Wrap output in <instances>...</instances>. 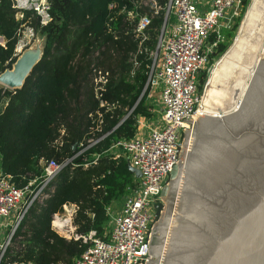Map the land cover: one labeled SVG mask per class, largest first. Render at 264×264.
Segmentation results:
<instances>
[{
  "label": "trees",
  "instance_id": "1",
  "mask_svg": "<svg viewBox=\"0 0 264 264\" xmlns=\"http://www.w3.org/2000/svg\"><path fill=\"white\" fill-rule=\"evenodd\" d=\"M48 2L50 19L43 24L34 10L24 9L16 17L13 0H0V72L18 56L14 49L22 26H31L43 38L41 57L23 85L0 88V101L6 98L0 109V170L16 186L34 179L35 187L49 160H71L44 187L47 195L31 202L0 264H70L86 243L51 227L52 214L64 203L78 205L72 218L77 233L95 229L102 235L109 230L107 207L113 202L120 206L135 179L127 159L109 147L132 136L137 115H150L144 90L150 63L146 53H138L139 66L129 76L137 40L121 8H130V1ZM110 2L115 5L109 7ZM162 20V11L152 18L147 45H153ZM228 45L227 40L219 42L215 54ZM94 68L107 72L103 89H95ZM90 137L97 140L90 143Z\"/></svg>",
  "mask_w": 264,
  "mask_h": 264
},
{
  "label": "built area",
  "instance_id": "2",
  "mask_svg": "<svg viewBox=\"0 0 264 264\" xmlns=\"http://www.w3.org/2000/svg\"><path fill=\"white\" fill-rule=\"evenodd\" d=\"M129 1L130 8L124 4L121 10L126 12L130 30L137 40L136 49L130 53L133 60L130 71L134 72L140 63L138 53H146L150 63L144 90L152 95L160 84L158 99L146 102V107L152 112L154 106L160 107V121L155 115H139L132 136L118 138L109 147L111 153L122 154L130 165L140 170L139 179H134L119 208L112 211L107 207L109 230L102 235L95 229L77 233L72 223L78 208L75 203H64L62 210L52 214L54 231L65 238L73 237L86 243L70 264H145L146 254H151L153 225L162 211L160 190L169 180V177L164 178L180 162L184 129H190L192 125L186 118L194 119L201 106L203 88L217 61L215 52L219 42L225 39L226 29L246 12L252 0H165L162 4L156 0ZM114 5L113 2L108 4L109 7ZM13 7L16 17H21L24 9H32L39 15L41 23L50 19L48 0H13ZM161 11L162 23L153 45L149 46L146 41L151 37V20ZM171 17L174 21L169 30L167 22ZM27 27L35 33L31 26ZM209 59L213 62L207 69ZM93 81L96 90L103 89L107 72L94 68ZM96 140L93 137L87 139L90 143ZM70 160H49L35 187H32L34 179L22 187L16 186L10 175L0 170V225L3 227L0 257L31 202L47 195L44 187ZM12 214V218L6 219ZM55 218H67V224L63 226L66 232L53 223ZM8 229L10 231L4 237Z\"/></svg>",
  "mask_w": 264,
  "mask_h": 264
},
{
  "label": "water",
  "instance_id": "3",
  "mask_svg": "<svg viewBox=\"0 0 264 264\" xmlns=\"http://www.w3.org/2000/svg\"><path fill=\"white\" fill-rule=\"evenodd\" d=\"M252 16L238 44L239 26L219 58L229 60L234 47L239 52L220 80L218 103H204L208 78L200 102L205 113L186 118L192 125L184 129L180 162L160 190L164 211L153 225L145 264H264V25H251ZM41 54L38 44L23 50L0 72V82L21 87ZM246 55L244 66L236 65Z\"/></svg>",
  "mask_w": 264,
  "mask_h": 264
},
{
  "label": "bare ground",
  "instance_id": "4",
  "mask_svg": "<svg viewBox=\"0 0 264 264\" xmlns=\"http://www.w3.org/2000/svg\"><path fill=\"white\" fill-rule=\"evenodd\" d=\"M257 6L261 8V10H259V8H258L259 12L257 10ZM250 16H252V18L250 20V24L251 25H253L254 23H257V26L258 25H262V26L264 25V0H253V4H252L251 8L250 7L247 8V10H246V12H245V14H244V16L242 18L238 34H237V36L235 38L236 42L234 41L235 42L234 46L236 45V43L238 44V42H239L237 37H238V35H240V31L242 30V28H244V25H245L244 21H246ZM262 49H261V51H258V53H257V58L255 60L256 62L258 61V59H259V57L261 55ZM238 54H239V52H237V49L234 47V49L229 50L228 53H227L226 57H228L229 60H226L224 58L222 60V62H221V61H219V58L221 57L220 56L217 59V61L214 63V65H213V67H212V69L210 71V74H209V84L210 85L206 88L205 94H204V97H203L204 103L207 106L209 105V103H212L213 101L218 103V101L215 100V97H219L218 94H223V91L220 89V86L222 85L220 80H222L224 78V76H227L228 74L231 73V70L233 69V66L230 64V61H233L234 58L237 57ZM249 58H251V57H247V55H246L241 60H239L238 64H236V65H243L244 66L243 61H246ZM239 78H241V77H239ZM237 79H238V77L236 78V80ZM246 85H247V82L244 83V87H246ZM202 107H204V105L200 106V108L197 111V114L198 113H202V114L205 113V111H203ZM197 114L194 116V119L196 118ZM53 223L55 225L60 226V230H62L63 232H66L64 230L63 226L65 224H67V218L66 219L55 218ZM67 230H68V228H67Z\"/></svg>",
  "mask_w": 264,
  "mask_h": 264
},
{
  "label": "rangeland",
  "instance_id": "5",
  "mask_svg": "<svg viewBox=\"0 0 264 264\" xmlns=\"http://www.w3.org/2000/svg\"><path fill=\"white\" fill-rule=\"evenodd\" d=\"M245 13V12H244ZM244 13H242V16L240 17H237L236 19H235V21H233V23H231V28H233V30H232V32H231V35H226L225 34V39H224V41L225 40H227V41H229V45H230V43L233 41V39H234V36H235V34H236V32H237V29H238V26H239V28H240V25L239 24H241L240 22L242 21V18H243V15H244ZM173 21H174V19H173V17H171L169 20H168V22H167V26H168V28H169V30H170V27L172 26V23H173ZM236 24V26H234ZM229 29V28H228ZM239 31V30H238ZM237 36V35H236ZM4 41L3 40H1V43H3ZM42 43H43V38L40 36V35H38L37 33H33V31L32 30H30L28 27H27V24L26 25H24V26H22V28L20 29V31H19V41H18V43H17V46H18V44H20V46H15V52H16V54L17 55H19L23 50H25V49H27V48H35V46L38 44L40 47H42ZM228 45V46H229ZM219 56L220 55H217V54H215V56H214V59H218L219 58ZM130 61H131V69H132V66H133V60H132V57L130 58ZM212 62H213V60H210L209 59V61L206 63V67H207V69L211 66V64H212ZM138 66L139 65H136L135 66V70L138 68ZM135 70H134V72H135ZM134 72H131V71H129V76L130 77H133L134 76ZM94 82V81H93ZM95 85V84H94ZM6 86H4V84H2L1 82H0V88L1 89H3V88H5ZM6 88H8V87H6ZM160 90V84L157 86V88H156V90H155V92L153 91V94L152 95H149V93H148V91H147V93H146V98H145V103L147 102V103H149L150 101H153V99L154 100H157L158 99V97H157V93H158V91ZM5 99L6 98H3L1 101H0V106H1V104H3L4 103V101H5ZM154 111L152 112V110H150L151 112H150V115L151 116H156L157 118H159V121H160V115H161V111H160V107H156V106H154ZM154 113V114H153ZM140 115H142V114H140ZM150 115H145V116H150ZM140 116L139 115H137V117H136V120L139 118ZM137 122V121H136ZM138 123V122H137ZM135 177V179L136 180H138L139 179V177H136V176H134ZM169 177V174L168 175H166L165 176V178L164 179H167ZM164 206H165V202H163V204H162V211L164 210ZM112 209V211H115L117 208H119V202H113V204H112V207H111ZM162 213V212H161ZM161 213H160V215H161ZM13 217V214L10 216H7L6 217V219H10V218H12ZM5 219V220H6ZM1 222H3V220L1 221ZM111 224V223H110ZM2 226L0 225V235H3V234H1V230H2ZM69 232H67V234H68ZM68 236V235H67ZM0 242L2 243L3 242V240L2 239H0Z\"/></svg>",
  "mask_w": 264,
  "mask_h": 264
},
{
  "label": "crops",
  "instance_id": "6",
  "mask_svg": "<svg viewBox=\"0 0 264 264\" xmlns=\"http://www.w3.org/2000/svg\"><path fill=\"white\" fill-rule=\"evenodd\" d=\"M5 102L6 101H4V103L3 104H1V106H0V109L3 107V105L5 104ZM109 207H112V205L111 206H109ZM74 214H75V212H74ZM74 214H73V216H74ZM73 216H72V218H73ZM73 223V222H72ZM74 225V224H73ZM75 226V225H74Z\"/></svg>",
  "mask_w": 264,
  "mask_h": 264
}]
</instances>
